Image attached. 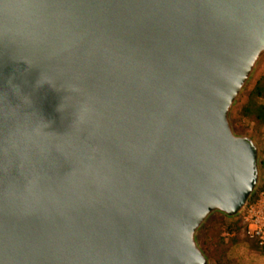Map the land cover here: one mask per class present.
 <instances>
[{"label":"water","instance_id":"1","mask_svg":"<svg viewBox=\"0 0 264 264\" xmlns=\"http://www.w3.org/2000/svg\"><path fill=\"white\" fill-rule=\"evenodd\" d=\"M263 58L264 0H0V264H211Z\"/></svg>","mask_w":264,"mask_h":264},{"label":"trees","instance_id":"2","mask_svg":"<svg viewBox=\"0 0 264 264\" xmlns=\"http://www.w3.org/2000/svg\"><path fill=\"white\" fill-rule=\"evenodd\" d=\"M235 115L237 122L246 126L250 124L262 126L264 124V75L255 80ZM222 227L228 231L236 232L240 228V222L237 218L228 219L220 216L214 218L205 229L203 245L207 255L213 260V264H233L232 259L227 257L226 251L229 244L236 241L237 238L223 237L221 235ZM244 240L252 245L255 243L254 240L247 237Z\"/></svg>","mask_w":264,"mask_h":264},{"label":"rangeland","instance_id":"3","mask_svg":"<svg viewBox=\"0 0 264 264\" xmlns=\"http://www.w3.org/2000/svg\"><path fill=\"white\" fill-rule=\"evenodd\" d=\"M261 75H264V58L258 64L257 69L254 73L253 80L250 86L248 87L247 91L241 97L237 107L234 110L233 116H232L233 125L235 128L234 130L237 133L251 135L255 139L257 144L259 145L261 180H260L258 189L254 195H256L258 191L260 192V190L263 189L262 186L264 185V124L262 126H257L254 124H250L248 126L243 125L237 122L235 114L238 108L240 107V105L244 102L246 95L248 91L250 90V88L252 87L255 80ZM219 216L220 215L218 214L213 215L199 231L198 240L204 250H205V246L203 245V239H204L205 229L214 218L219 217ZM236 233H237L235 236L237 238L236 241L229 244L228 250L226 251V255L227 257L232 259V263L233 264H264V249L260 248L256 243L252 245L248 241L244 240L246 239V236L242 234V232L240 231V228L236 230ZM211 264H213L212 259H211Z\"/></svg>","mask_w":264,"mask_h":264},{"label":"built area","instance_id":"4","mask_svg":"<svg viewBox=\"0 0 264 264\" xmlns=\"http://www.w3.org/2000/svg\"><path fill=\"white\" fill-rule=\"evenodd\" d=\"M237 219L240 222V231L244 236L255 241L264 249V188L258 191L256 197L252 199ZM236 232L228 231L225 227L221 229V235L226 238L235 237Z\"/></svg>","mask_w":264,"mask_h":264}]
</instances>
